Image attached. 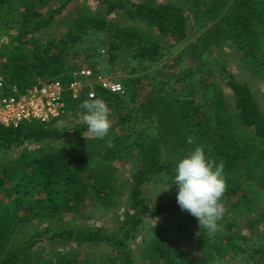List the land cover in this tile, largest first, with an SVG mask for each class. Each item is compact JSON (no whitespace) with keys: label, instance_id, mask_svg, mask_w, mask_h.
<instances>
[{"label":"trees","instance_id":"obj_1","mask_svg":"<svg viewBox=\"0 0 264 264\" xmlns=\"http://www.w3.org/2000/svg\"><path fill=\"white\" fill-rule=\"evenodd\" d=\"M74 1L77 0H0V37L9 40L0 45V78L7 87H15L22 93L37 80L52 79H59L67 87L72 81L73 69L67 70L66 58L79 48L86 35L100 37L103 31L113 28L106 17L114 13L126 16L135 25L115 29L113 39L108 43L111 55L123 45L132 49L126 61L142 63L159 55L163 38L178 43L184 41L187 21L192 19L203 30L197 43L192 45L199 50L195 55L228 45L242 54L244 62H256L253 59L257 57V73L264 72V0H174L158 6L129 0H95L104 8L103 17L95 19L78 9L73 17L63 16ZM52 2L56 6L51 7ZM55 25L59 32L57 38L45 44L30 38ZM27 37L29 39L25 40ZM207 63L203 62L195 73L202 77L212 76ZM219 71L233 94L235 111L228 109L218 86L211 81L206 83L200 77L201 99L210 108L202 110L203 105L185 96L183 90L177 92L173 88L171 92H159L158 98L152 97L141 104L143 118L147 119L149 127L135 133H126L124 129L115 133L110 129L105 140H100L89 136L84 121L71 129H56L51 124L35 121L17 128L1 127L0 264H97L93 262L95 260H79V253L70 256L68 252L58 255L54 261L42 263L31 251L38 239L30 236L17 246L15 235L22 226L36 219L50 220L71 213L76 221L85 204L94 211L102 209L115 213L121 196L126 197V210L125 222L118 235L129 224L132 229L136 228L142 222L139 216L146 213L154 216L184 214L185 224H190L193 216L181 211L177 200L148 205L143 186L165 172L168 178L174 179L178 162L196 147H202L207 159L215 165L221 162L224 165L227 190L221 198L222 205L228 202L235 214L249 213L253 208V188L264 189V115L248 84L238 81L225 66L219 65ZM148 76L126 79V90L132 93L141 79L147 80ZM94 89L93 98L85 94L77 101L66 94L63 118L74 110L85 114L80 107L85 100L101 99L106 104L118 100L116 94L97 86ZM150 93L154 94V91ZM9 94L7 91L0 96ZM128 117L124 114L115 127L125 124ZM190 138L191 144L188 143ZM61 139H66V148L49 147L50 142ZM108 141H111V147L107 146ZM30 142L47 143L19 158H4L10 150ZM132 151H136L138 164L130 176V183L120 182L113 162L116 158L131 156ZM121 186L126 187V193ZM263 221L264 211L249 218L243 226L253 230ZM220 226L222 230L213 235L215 239L203 234L205 229L200 228L198 246L206 252L218 253L222 247L220 242L225 239L224 231L231 230L234 223H220ZM38 236H44L48 241L57 238L73 242L78 246L106 242V245L117 248L111 250L115 256H107L105 263L99 264H136L124 242L131 239L128 232L116 241L115 235L108 236L102 228L91 229L75 223L71 229L58 233H51L50 228H46ZM152 245L146 250L149 258L163 260L161 264H175V254L171 250L160 242ZM261 253L264 260V249ZM182 261L185 258L182 257Z\"/></svg>","mask_w":264,"mask_h":264},{"label":"rangeland","instance_id":"obj_2","mask_svg":"<svg viewBox=\"0 0 264 264\" xmlns=\"http://www.w3.org/2000/svg\"><path fill=\"white\" fill-rule=\"evenodd\" d=\"M132 3L149 2L153 6L169 4L174 0H129ZM51 7L56 6L55 2L49 4ZM81 10L83 14L91 17H103L104 8L99 7L95 0H77L72 2L66 11L62 14L66 17H73L77 14L76 10ZM2 13H0V16ZM96 19V18H95ZM8 20V19H6ZM107 21L112 22L113 28L106 29L97 37L88 36L84 38L83 42L79 43V48L70 54L66 60L65 65L68 69H73L72 73L79 69H90L92 71L101 72L110 77V79L122 87L123 94L117 95L118 100L113 101L111 104L105 102L109 108V119L111 128L115 133L120 129H124L126 133H135L148 129L149 125L147 119L143 118L144 111L141 104L147 102L152 97L158 98L159 92H171L173 88L175 91L183 90L184 95L193 98L198 104L210 108L208 103L201 99V86L199 79L201 74H196L195 71L200 67L203 62H209L208 68L213 72L212 76L204 75L202 79L204 82L211 83L221 89L225 97V103L228 109H234V99L232 92L226 86V80L222 77L219 71V65L225 66L236 79L249 85L254 99L257 101L260 110L264 115V72L257 73L258 66L256 62H244L242 54L239 51L233 50L228 45H223L221 48L212 49L210 53L202 55H195L198 49L192 47L196 44L202 29L197 27L192 19H188L186 25L187 38L184 41L176 42L173 39L163 38L159 45V55L150 57L138 63L136 60H128L129 52L132 49H127L123 45L119 50L113 51V55L109 52L108 43L113 39L115 29L119 27L135 26L126 16L117 15L116 13L106 17ZM64 28L63 30H65ZM61 30V29H60ZM13 32H10L12 35ZM58 28L55 25L51 28H46L41 32L33 35L32 40H37L42 44L49 42L58 37ZM29 37L25 38V40ZM8 39L0 37V45L8 43ZM123 42L122 40H120ZM130 50V51H129ZM115 58V59H114ZM216 61L219 63H216ZM75 68V69H74ZM133 70V71H131ZM259 70V69H258ZM190 71H194L188 75ZM147 80L141 79L137 88L132 93L126 90L124 81L134 77H145L148 75ZM154 79H157L154 81ZM154 83V85L152 84ZM164 84V87L160 85ZM153 90V93L150 91ZM209 113V112H208ZM128 114L129 120L120 126L115 127L119 118ZM84 114L80 111H73L69 116H66L60 122L56 123V129L72 128L75 124L81 125L83 123ZM115 128V129H114ZM154 127L152 132H154ZM120 134H123L120 132ZM89 136H93L89 134ZM47 142H30L21 145L18 148L12 149L7 152L4 158L15 159L24 154L36 151L40 147H44ZM50 148H66V139L52 141L49 145ZM136 151L131 152V156L116 158L113 162L114 167L118 169L119 181H128L130 183V176L136 169L138 158L135 155ZM166 173V172H165ZM163 174L161 177L154 178L151 182L145 184L143 187L144 198L148 205H155L158 203L167 202L168 200H177V186L173 183V179L168 178ZM170 185V186H169ZM169 186L167 191L165 190ZM124 193L127 192L126 187L121 186ZM251 196L253 197L252 210L247 213L245 211L235 214L231 209L228 202L223 205V215L220 223L233 222L234 226L231 230L225 232V239L221 240V249L218 253L206 252L202 247L198 246L200 241V226L196 218L190 224H185L184 214L168 213L165 215L154 216L153 214H143L139 217L142 222L134 229L130 224L125 227L123 232L118 235L119 230L122 228L126 210V197L121 196L117 200L119 205L116 208L115 214L110 212H103L100 210H93L87 204L80 212V218L73 220L71 213L61 214L60 217H54L50 220H34L29 224H25L15 235L16 245L19 246L23 239L34 236L38 239L35 246L31 248L35 255H38L40 262L51 261L58 255H63L66 252L70 256L79 253V260L92 261L99 264L105 263L107 256H115L111 250H116V247L106 245V242L96 246L83 245L78 246L73 242H64L57 238L48 241L44 236H38L43 233L46 228H50L51 233H58L62 230L71 229L77 223L87 228H102L108 236H116V241L122 239V234L128 232L131 239L124 242L128 245L132 257L136 264H161L163 260L156 261L155 258H149L146 250L151 248L152 243L160 242L165 248L171 250L175 255V264H264L261 250L264 249V221L250 230L243 226L249 218L257 217L264 211V189L258 187L253 188ZM133 213V212H131ZM89 214V215H88ZM115 215H118L116 218ZM75 218V217H74ZM204 229V228H201ZM24 232V234H19ZM218 231L215 235H217ZM203 234L208 235L211 239L216 236L210 235L206 230ZM222 235V234H221ZM210 253V254H208ZM213 253V254H212ZM181 254V255H180ZM182 257L185 261H182ZM42 259V260H41ZM182 261V262H180Z\"/></svg>","mask_w":264,"mask_h":264},{"label":"clouds","instance_id":"obj_3","mask_svg":"<svg viewBox=\"0 0 264 264\" xmlns=\"http://www.w3.org/2000/svg\"><path fill=\"white\" fill-rule=\"evenodd\" d=\"M80 107L85 110L83 120L88 132L96 139L105 140L111 128L109 108L105 102L101 99L85 100ZM188 143H193L191 138ZM107 146H112L111 141ZM173 183L178 189L176 199L181 211L196 218L200 228L210 235L222 230L219 224L223 215L221 198L227 190L222 162L215 165L207 159L202 147H196L178 162ZM169 186L163 191H167Z\"/></svg>","mask_w":264,"mask_h":264},{"label":"built area","instance_id":"obj_4","mask_svg":"<svg viewBox=\"0 0 264 264\" xmlns=\"http://www.w3.org/2000/svg\"><path fill=\"white\" fill-rule=\"evenodd\" d=\"M72 81L64 87L59 79L37 80L20 93L15 87H7L0 78V128H17L23 123L40 122L55 126L64 116V97L67 94L77 101L83 95L93 98L97 86L110 94L122 95V87L109 76L90 69H79L72 73Z\"/></svg>","mask_w":264,"mask_h":264}]
</instances>
